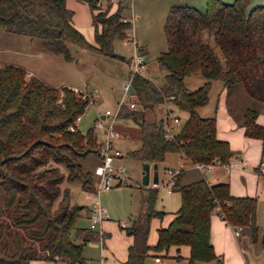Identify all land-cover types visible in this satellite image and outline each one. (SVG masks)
Here are the masks:
<instances>
[{
	"label": "trees",
	"instance_id": "1",
	"mask_svg": "<svg viewBox=\"0 0 264 264\" xmlns=\"http://www.w3.org/2000/svg\"><path fill=\"white\" fill-rule=\"evenodd\" d=\"M66 1L0 0V31L42 39L47 51L66 60L72 59L68 44L115 57L111 45L124 41L131 28L121 13L126 4L117 0V9L109 12L99 7L105 0H76L89 7L95 28L96 44L92 45L74 27ZM250 3L205 0L203 11L171 7L164 25L166 50L156 58L165 71L163 84L158 86L143 75L132 79L117 119L135 124L140 145L126 156L141 164L159 165L168 154H177L184 163L172 187V192L180 194V206L168 226L158 230L156 245L148 244L149 224L164 213L154 208L155 190L149 191L130 225L121 227L131 238L125 264H144L149 257L160 261L153 253L167 252L170 247L177 251L187 247V264H224L211 242L213 213L233 229L250 227L256 238V198L232 196L227 183L201 179L182 185L180 179L187 164L227 166L234 155L229 144L217 138L215 118L198 113L208 103L214 81L223 84L227 96L243 91L249 98L239 121L245 137L262 141L264 158V124L258 122L264 113V6L249 8ZM26 74L20 67L0 65V264H86L83 246L97 239V234L75 227L84 207L70 205L69 190L61 191L60 185L82 181V160L98 154L100 140L94 127L84 134L78 127L69 131L87 111L89 99ZM192 75L204 79L196 90L185 87ZM166 104L187 115L171 137H167L166 125L172 108H165ZM147 113H154L153 118ZM59 166L66 169V176ZM86 184L83 180L82 188ZM261 247L264 256V234Z\"/></svg>",
	"mask_w": 264,
	"mask_h": 264
},
{
	"label": "rangeland",
	"instance_id": "2",
	"mask_svg": "<svg viewBox=\"0 0 264 264\" xmlns=\"http://www.w3.org/2000/svg\"><path fill=\"white\" fill-rule=\"evenodd\" d=\"M126 4L122 10L123 18L130 21L131 28L127 31V38L124 41L114 42L111 48L114 53L121 55L124 59H118L109 55L81 49L73 44H68V50L72 56L71 60H66L62 55L54 54L44 48L42 39H31L26 35L11 34L0 31V65L9 64L20 67L27 72L26 77H37L45 84L53 87H68L75 92L89 99L87 111L82 115L78 125L79 130L84 134L89 128L93 127L97 114H103L106 110L112 113L117 109V103L122 96V85L129 76V63L134 52V43L141 49L145 58L144 75L161 86L164 82L165 71L162 70L156 61L157 56L166 50L164 36V25L168 11L171 7L189 6L199 10H204L205 0H121ZM224 3H231L233 0H222ZM117 0H105L100 3L102 11L113 12L117 9ZM263 5L264 0H251L250 7ZM67 6L73 12V25L83 35L84 39L95 45V28L92 24L90 10L87 4L76 0H67ZM68 8V7H67ZM68 8V9H69ZM208 34H204L207 38ZM210 44L212 42L210 41ZM31 71V72H30ZM35 76H34V75ZM204 83L200 75H192L185 80V87L189 90H196ZM127 100V98H126ZM249 98L243 91L227 96L223 84L220 81L212 82L208 103L199 109V115L203 118L214 117L218 131L219 140L233 141L230 150L236 154L229 161V170L222 172L219 167L199 171L194 165H188L181 176V184L188 185L201 179L207 182L215 179L217 183H227L235 190L245 189L246 186L255 187L258 182L257 167L261 161L262 141L251 139L245 142L239 116L248 106ZM165 108H172L170 119L179 117L181 123L186 118V113L178 111L166 104ZM164 108H162L163 110ZM234 112V117L229 118V111ZM148 118H153L154 113H147ZM116 121L115 129L117 138L114 147L121 152L120 161L116 164L123 168L126 175L122 179L121 185H114L98 192L97 198L100 206L105 210L106 218L101 222V232L104 235L103 243L97 239L85 243L82 256L86 264H123L122 256L127 253L130 237L121 229L122 226H129L130 222L140 213L143 201L149 196V191L155 190L154 208L162 211L163 217H154L150 220L148 244L155 246L157 243V232L160 228H165L171 222L175 212L178 210L181 197L178 192L169 193L165 182L168 174L167 170L172 168L178 172L177 157L169 155L166 161L161 164L160 179L156 186H152L154 176L153 165L150 169V183L147 187L141 185V163L126 154L137 149L140 145L138 130L133 122L126 119ZM264 123V113L258 118ZM179 127L175 128V131ZM121 130V131H119ZM99 139L101 135H99ZM227 142V141H225ZM228 143V142H227ZM233 146L236 148L233 149ZM247 165L243 168V163ZM99 163V155L88 154L81 162L83 177L88 181V185L82 188V181L68 183L64 181L60 185L61 191L69 190L70 205L84 207L80 212V217L75 223L76 228H86L88 232L89 219L88 209L93 202V195L97 189L98 179L95 178L93 170ZM48 166L54 167L50 163ZM164 166L165 171L162 170ZM216 166V165H214ZM226 167L225 165H219ZM243 168V169H242ZM60 173L64 176L67 171L63 166H59ZM256 171V172H255ZM164 172V176L162 174ZM264 193V192H263ZM257 197V232L253 239L252 230L248 226H241L239 237L234 239L228 225H220V230H213V237L221 236L220 241L227 257L236 253H247L246 249L258 241L264 234V195ZM57 201L55 202L56 206ZM54 206V207H55ZM215 216L216 213H213ZM219 222L224 223L217 215ZM226 227L230 232V238L224 236L223 229ZM94 234L97 231L92 230ZM73 236V232H72ZM257 239V240H256ZM260 239V240H259ZM153 255L160 257V264H187L189 249L181 247L179 251L170 247L167 252L158 251ZM180 257L177 259V257ZM223 256V255H221ZM225 257V259H227ZM224 259V256H223ZM224 263V262H223ZM30 264H67L59 261L57 263L48 261H32ZM144 264H156L154 257L147 258ZM195 264H204L197 262Z\"/></svg>",
	"mask_w": 264,
	"mask_h": 264
},
{
	"label": "built area",
	"instance_id": "3",
	"mask_svg": "<svg viewBox=\"0 0 264 264\" xmlns=\"http://www.w3.org/2000/svg\"><path fill=\"white\" fill-rule=\"evenodd\" d=\"M129 21L124 19V22ZM134 43V52L129 63V76L127 81L122 85V96L117 103V109L115 112L106 110L103 113L104 119L100 115H97L93 123L95 130L101 135L100 137V147L98 150L99 163L94 167L93 173L95 178L98 179L97 189L95 192L91 193L93 195V202L88 209V219H89V229L97 231V240L102 244L104 235L101 232L100 224L106 218L105 210L100 206L99 200L97 198L98 192L109 188L110 183L113 182L114 185L121 183L122 179L125 178L123 173V168L116 163L121 158V152L119 149L114 147V140L117 138V132L115 130V124L117 121V114L121 106L126 102L128 97L129 90L131 87L132 79L135 75H143L145 71V58L140 49ZM131 109H134L136 106L134 103L129 105ZM82 116H78L75 119L73 125L69 127V131L73 132L76 127H78L81 122ZM180 118L174 117L170 120L169 124L166 125L167 137H171L174 128L180 125ZM218 165V164H216ZM199 171L203 172L204 170L211 169L214 165L212 164H195L194 165ZM228 166V165H227ZM168 177L165 182V186L169 193L172 192V187L174 185V177L177 172L170 168L167 171ZM257 172L259 175L264 176V158L261 159L257 167ZM159 183V181H158ZM157 183V184H158ZM156 184V185H157ZM153 185L152 186H156ZM240 228L233 229L234 236H239ZM156 262H159L158 259H155Z\"/></svg>",
	"mask_w": 264,
	"mask_h": 264
},
{
	"label": "crops",
	"instance_id": "4",
	"mask_svg": "<svg viewBox=\"0 0 264 264\" xmlns=\"http://www.w3.org/2000/svg\"><path fill=\"white\" fill-rule=\"evenodd\" d=\"M66 6H67V1H66ZM68 8H69V6H67ZM70 9V8H69ZM137 44V43H136ZM138 45V44H137ZM26 71H28V70H26ZM145 71H146V68H145ZM31 72V71H30ZM144 73V72H143ZM34 75V74H33ZM144 75V74H143ZM35 76V75H34ZM145 77H147V75L145 74ZM148 78V77H147ZM72 89V88H71ZM199 109H201V108H199ZM198 109V110H199ZM198 113H199V111H198ZM97 115H100L101 116V118L102 117H104L103 116V114H97ZM96 115V116H97ZM229 116V118H231V116L230 115H228ZM96 118V117H95ZM124 120V119H123ZM117 121H118V119H117ZM120 121H122L121 119H119V122ZM259 122V121H258ZM260 124H264V123H261V122H259ZM119 131H121V130H119ZM117 132V131H116ZM241 132H243V136H244V130H243V128L241 127ZM216 136H217V138H218V131H217V126H216ZM219 139V138H218ZM244 139H245V142H247V140H251L250 138H247V137H245L244 136ZM115 141V140H114ZM225 141H227L228 142V144H229V146H230V148L232 147V144H233V141L231 140V139H229V140H225ZM236 147L235 146H233V149H235ZM261 149H262V146H261ZM233 154L236 156V154L233 152ZM169 155H175L176 157H177V167H178V169L179 168H181V166H182V163H184L183 162V160H182V158L179 156V155H177V154H168L167 156H169ZM167 156H166V158H167ZM166 158H165V160H164V162L166 161ZM120 161V160H119ZM118 161V162H119ZM164 162H162L161 164H163ZM161 164H159V165H157V173H158V181H159V179H160V169H161ZM189 164H187L186 165V167L188 166ZM191 165V164H190ZM247 165V163L246 162H244L243 163V168H245V166ZM215 167H219L220 169H221V171L222 172H225L226 170H229V167L228 166H226L225 168L224 167H222V166H219V165H216V166H213L212 168H215ZM166 168H169V167H167V166H164L163 168H162V170L163 171H165V169ZM242 168V169H243ZM186 169V168H185ZM227 172V171H226ZM256 172V171H255ZM162 174H163V176H164V172H162ZM258 174V173H257ZM257 177H258V182H256L255 183V187H252L251 186V189H249L250 187H247L246 186V188L245 189H239V190H235L234 188H232V185L230 186V189H229V191H230V194L232 195V196H236V197H252V198H255V197H257L256 195L258 194V195H264V176H261V175H257ZM218 181H215V179H212L211 181H209V183H211V184H215V183H217ZM256 200H257V198H256ZM256 214H257V209H256ZM214 214H212V216H213ZM211 216V229H212V231L213 230H220L222 227H220V225H228V224H226V222H225V224L224 223H220L219 222V219H218V217H217V214H215V216L214 217H212ZM257 217H258V215H257ZM224 222V221H223ZM229 226V225H228ZM229 227H231V226H229ZM212 231H211V242H212V245H213V248H214V251L216 252V254H218V255H223L224 256V259H223V262H224V264H264V256H263V251H262V247H261V244H258V241L256 242V243H254V244H252L251 245V247L248 249H246V251H247V253L246 254H242V253H236V254H232V255H230L231 257H227V255H226V252H224V248H222V244H221V241H220V237L221 236H219L218 238H216V237H213V235H212ZM223 234H224V236H226V237H228V238H230V232L228 231V229H226V227H224V229H223ZM231 234H232V236H233V238L234 239H237L238 237H235L234 236V232L231 230ZM260 240V239H259ZM131 244V239H130V242L128 243V246ZM126 256H127V253L125 254V256H122L123 258H122V260H123V264H125V261H126ZM223 256H222V258H223ZM225 257H227V259H225ZM149 258H151V257H149ZM154 262L156 263V264H160L161 263V261H159V262H156L155 261V258H154ZM113 264H116V262H113Z\"/></svg>",
	"mask_w": 264,
	"mask_h": 264
},
{
	"label": "water",
	"instance_id": "5",
	"mask_svg": "<svg viewBox=\"0 0 264 264\" xmlns=\"http://www.w3.org/2000/svg\"><path fill=\"white\" fill-rule=\"evenodd\" d=\"M116 58L118 59H124L123 56L115 54L114 53V49L111 48L110 51ZM102 119H104V117H102ZM150 169H151V165L148 163H142L141 164V185L143 187H147L150 183ZM153 169H154V176H153V180H152V184L156 185L158 183V173H157V165H153Z\"/></svg>",
	"mask_w": 264,
	"mask_h": 264
}]
</instances>
